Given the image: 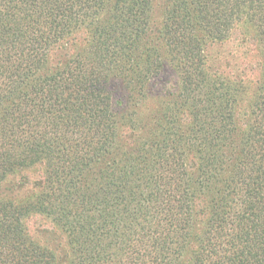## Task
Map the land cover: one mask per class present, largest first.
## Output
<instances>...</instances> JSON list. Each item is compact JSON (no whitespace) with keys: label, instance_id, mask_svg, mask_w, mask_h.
Returning <instances> with one entry per match:
<instances>
[{"label":"trees","instance_id":"obj_1","mask_svg":"<svg viewBox=\"0 0 264 264\" xmlns=\"http://www.w3.org/2000/svg\"><path fill=\"white\" fill-rule=\"evenodd\" d=\"M239 25L255 78L210 49ZM0 264H264V0H0Z\"/></svg>","mask_w":264,"mask_h":264},{"label":"rangeland","instance_id":"obj_2","mask_svg":"<svg viewBox=\"0 0 264 264\" xmlns=\"http://www.w3.org/2000/svg\"><path fill=\"white\" fill-rule=\"evenodd\" d=\"M211 51L215 50L220 52L222 55L221 68H225L227 71L236 72L235 66L240 67H248L251 70L250 75L252 78H255V75L259 71V63H260V52L258 48L257 41L254 38V34L250 28L239 25L237 26L233 34L230 37L223 41L222 43H214L210 46ZM236 53L240 56L239 62L240 65H234L230 61L235 57ZM164 72L157 77H154L150 80L148 85V91H152L153 95L159 93L163 87L174 85L177 86L178 78L176 74L173 72V69L170 65L166 66ZM165 84H167L165 86ZM125 89L121 83L116 84L114 87V96H113V107L115 110H121L124 112H133L135 108L140 109L141 103L134 106L132 102L127 104L124 107V97H125ZM127 107V108H126ZM126 108V109H125ZM147 108L144 107L143 110ZM38 170L27 171L24 173H17L15 175L10 176L6 183L1 187V192L5 196H12L14 199L19 200L22 198V195H25L28 192L33 191L32 181L40 180L41 174ZM27 176H26V175ZM30 182L28 184L21 185L20 184L25 180ZM18 186V190L14 187ZM14 188V189H13ZM15 196V197H14ZM25 226L32 239L41 244L42 246H48L51 248L56 254L63 256L67 251V242L65 235L54 226L50 219H47L42 214H31L25 218Z\"/></svg>","mask_w":264,"mask_h":264}]
</instances>
